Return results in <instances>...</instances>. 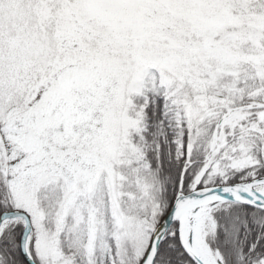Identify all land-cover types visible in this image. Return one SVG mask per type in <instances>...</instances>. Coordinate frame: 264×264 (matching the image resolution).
Returning <instances> with one entry per match:
<instances>
[{
    "label": "snow or ice",
    "instance_id": "snow-or-ice-1",
    "mask_svg": "<svg viewBox=\"0 0 264 264\" xmlns=\"http://www.w3.org/2000/svg\"><path fill=\"white\" fill-rule=\"evenodd\" d=\"M0 264H264V0H0Z\"/></svg>",
    "mask_w": 264,
    "mask_h": 264
}]
</instances>
